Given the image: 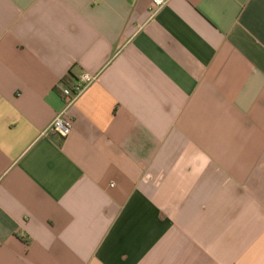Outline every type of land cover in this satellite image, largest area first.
Returning a JSON list of instances; mask_svg holds the SVG:
<instances>
[{
	"label": "crops",
	"instance_id": "obj_1",
	"mask_svg": "<svg viewBox=\"0 0 264 264\" xmlns=\"http://www.w3.org/2000/svg\"><path fill=\"white\" fill-rule=\"evenodd\" d=\"M154 1L0 0V264H264V0Z\"/></svg>",
	"mask_w": 264,
	"mask_h": 264
},
{
	"label": "built area",
	"instance_id": "obj_2",
	"mask_svg": "<svg viewBox=\"0 0 264 264\" xmlns=\"http://www.w3.org/2000/svg\"><path fill=\"white\" fill-rule=\"evenodd\" d=\"M164 5L163 0H155L154 6L161 7ZM95 81V77L85 74L81 77L72 87L59 88L60 95L65 102L68 109L81 95V93ZM49 131L59 136L62 139L68 138L72 131L73 125L69 118L66 116V110L60 113L50 125Z\"/></svg>",
	"mask_w": 264,
	"mask_h": 264
}]
</instances>
